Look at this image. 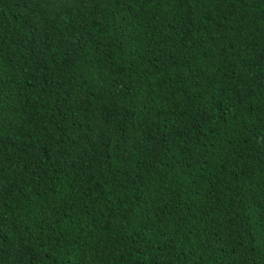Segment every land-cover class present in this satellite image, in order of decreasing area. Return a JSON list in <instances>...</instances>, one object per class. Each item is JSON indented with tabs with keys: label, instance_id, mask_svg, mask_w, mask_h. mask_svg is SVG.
Returning <instances> with one entry per match:
<instances>
[{
	"label": "trees",
	"instance_id": "1",
	"mask_svg": "<svg viewBox=\"0 0 264 264\" xmlns=\"http://www.w3.org/2000/svg\"><path fill=\"white\" fill-rule=\"evenodd\" d=\"M0 264H264V0H0Z\"/></svg>",
	"mask_w": 264,
	"mask_h": 264
}]
</instances>
